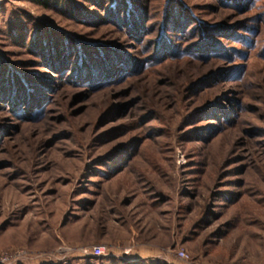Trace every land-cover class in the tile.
<instances>
[{
	"label": "rangeland",
	"instance_id": "rangeland-1",
	"mask_svg": "<svg viewBox=\"0 0 264 264\" xmlns=\"http://www.w3.org/2000/svg\"><path fill=\"white\" fill-rule=\"evenodd\" d=\"M0 90V264H264V0H0Z\"/></svg>",
	"mask_w": 264,
	"mask_h": 264
},
{
	"label": "trees",
	"instance_id": "trees-1",
	"mask_svg": "<svg viewBox=\"0 0 264 264\" xmlns=\"http://www.w3.org/2000/svg\"><path fill=\"white\" fill-rule=\"evenodd\" d=\"M54 1H57V0H36V2L38 3V4H40V5H42V6H49L50 4H51V2H54ZM240 0H238V2H239ZM98 2H99V0H98ZM119 5V4H118ZM118 5H115V6H113L112 8H111V10L112 9H114L113 11H114V14H113V16H114V19H115V21L114 22H116V23H120L119 22V20H120V17L121 16H119L118 15V11H119V9H120V7H118ZM137 10L135 9V14H134V11H131L130 13H129V15H127L126 16V19H127V23H126V25H127V28L131 31H133V33H135V31L136 32H139V33H142L143 32V24H144V21H145V18H144V16H143V14H142V8H140L137 12H136ZM136 34V33H135ZM134 34V35H135ZM165 53H162V55H164ZM110 59V58H109ZM108 61V60H107ZM117 62H120V61H118V59L117 58H111L109 61H108V64L106 65V71H107V73H109V74H114L115 73V68L113 67V65L114 64H116ZM107 63V62H106ZM128 65H131V63L130 62H127L126 63V65L125 66H128ZM105 68V67H104ZM94 71H92V70H88V72H85L84 74H81V78L82 79H85V75L86 74H90L91 76L93 75L94 76V79H95V81L96 80H98L100 77H101V74H102V71H98V69H93ZM112 74V75H113ZM108 76V75H107ZM109 77V76H108ZM7 84H8V82H7ZM15 88V87H14ZM10 91V90H9ZM0 94H1V90H0ZM17 93L15 94V97H13V99H12V101H14L13 102V107H15V103H19V101H17L18 99H17ZM30 98V96H27L26 97V99L28 100L29 98ZM30 105L31 104H29V107H30ZM28 106V105H27Z\"/></svg>",
	"mask_w": 264,
	"mask_h": 264
},
{
	"label": "built area",
	"instance_id": "built-area-1",
	"mask_svg": "<svg viewBox=\"0 0 264 264\" xmlns=\"http://www.w3.org/2000/svg\"><path fill=\"white\" fill-rule=\"evenodd\" d=\"M107 248L105 246H94L89 252L91 256L95 258H102L106 256ZM126 252H129V250H126ZM183 258H186L187 256L184 253L180 254Z\"/></svg>",
	"mask_w": 264,
	"mask_h": 264
}]
</instances>
